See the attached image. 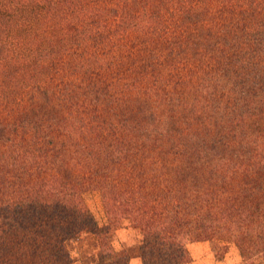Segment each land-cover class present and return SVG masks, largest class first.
Segmentation results:
<instances>
[{
    "label": "trees",
    "instance_id": "obj_1",
    "mask_svg": "<svg viewBox=\"0 0 264 264\" xmlns=\"http://www.w3.org/2000/svg\"><path fill=\"white\" fill-rule=\"evenodd\" d=\"M94 169L172 190L107 211L83 264H264V0H0V264L71 262Z\"/></svg>",
    "mask_w": 264,
    "mask_h": 264
},
{
    "label": "rangeland",
    "instance_id": "obj_2",
    "mask_svg": "<svg viewBox=\"0 0 264 264\" xmlns=\"http://www.w3.org/2000/svg\"><path fill=\"white\" fill-rule=\"evenodd\" d=\"M99 178L98 170L94 169L89 171L84 178L79 179L75 184L77 191L84 197L94 220L73 225L71 235L65 241V245L71 256V262L68 264H83L84 261H88V258H83V255L96 245L95 226L104 224L107 211L113 210L129 201L154 198L172 190L170 181L165 178H158L142 187L121 188L108 194H101L97 188ZM124 238L134 241L135 239L139 240L140 235L135 233L125 222L120 229L110 233L109 241L119 251L122 249L121 243ZM220 242L218 241L217 244L214 241L195 242L189 244L188 247L195 262L198 260L200 262L203 259L211 258L214 251L220 253L224 250V244H220ZM235 259L236 256L232 252H227L225 259L215 264H236ZM119 262L120 264H132V261L127 256H121Z\"/></svg>",
    "mask_w": 264,
    "mask_h": 264
}]
</instances>
